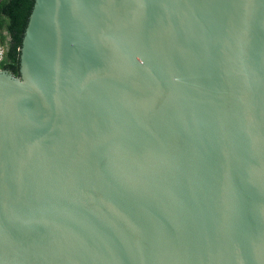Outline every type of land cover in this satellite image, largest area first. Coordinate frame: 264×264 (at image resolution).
Here are the masks:
<instances>
[{
    "label": "water",
    "instance_id": "water-1",
    "mask_svg": "<svg viewBox=\"0 0 264 264\" xmlns=\"http://www.w3.org/2000/svg\"><path fill=\"white\" fill-rule=\"evenodd\" d=\"M0 68V264H264V0H34Z\"/></svg>",
    "mask_w": 264,
    "mask_h": 264
},
{
    "label": "trees",
    "instance_id": "trees-1",
    "mask_svg": "<svg viewBox=\"0 0 264 264\" xmlns=\"http://www.w3.org/2000/svg\"><path fill=\"white\" fill-rule=\"evenodd\" d=\"M34 0H2L0 2V44L5 54L0 68L19 77L20 56L24 34Z\"/></svg>",
    "mask_w": 264,
    "mask_h": 264
},
{
    "label": "rangeland",
    "instance_id": "rangeland-1",
    "mask_svg": "<svg viewBox=\"0 0 264 264\" xmlns=\"http://www.w3.org/2000/svg\"><path fill=\"white\" fill-rule=\"evenodd\" d=\"M2 34V32L0 31V35ZM0 53L5 54V46L4 44H0Z\"/></svg>",
    "mask_w": 264,
    "mask_h": 264
},
{
    "label": "built area",
    "instance_id": "built-area-1",
    "mask_svg": "<svg viewBox=\"0 0 264 264\" xmlns=\"http://www.w3.org/2000/svg\"><path fill=\"white\" fill-rule=\"evenodd\" d=\"M3 58H4V54L0 53V62L3 60Z\"/></svg>",
    "mask_w": 264,
    "mask_h": 264
},
{
    "label": "flooded vegetation",
    "instance_id": "flooded-vegetation-1",
    "mask_svg": "<svg viewBox=\"0 0 264 264\" xmlns=\"http://www.w3.org/2000/svg\"><path fill=\"white\" fill-rule=\"evenodd\" d=\"M2 0H0V2H1Z\"/></svg>",
    "mask_w": 264,
    "mask_h": 264
}]
</instances>
